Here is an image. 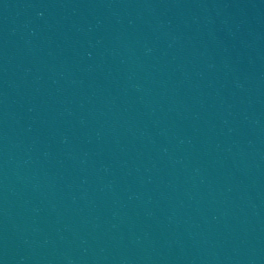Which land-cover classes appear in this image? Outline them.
<instances>
[{
    "label": "water",
    "instance_id": "95a60500",
    "mask_svg": "<svg viewBox=\"0 0 264 264\" xmlns=\"http://www.w3.org/2000/svg\"><path fill=\"white\" fill-rule=\"evenodd\" d=\"M0 264H264V0H0Z\"/></svg>",
    "mask_w": 264,
    "mask_h": 264
}]
</instances>
